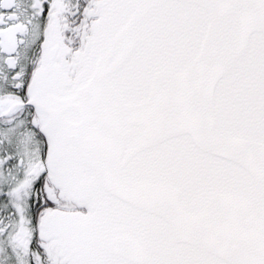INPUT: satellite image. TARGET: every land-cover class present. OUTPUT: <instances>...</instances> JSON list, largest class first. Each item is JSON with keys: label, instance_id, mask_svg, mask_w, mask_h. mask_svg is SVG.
I'll return each mask as SVG.
<instances>
[{"label": "snow or ice", "instance_id": "obj_1", "mask_svg": "<svg viewBox=\"0 0 264 264\" xmlns=\"http://www.w3.org/2000/svg\"><path fill=\"white\" fill-rule=\"evenodd\" d=\"M0 264H264V0H0Z\"/></svg>", "mask_w": 264, "mask_h": 264}]
</instances>
